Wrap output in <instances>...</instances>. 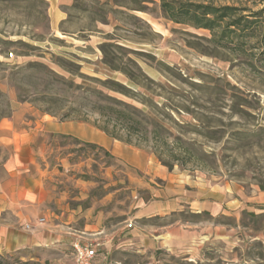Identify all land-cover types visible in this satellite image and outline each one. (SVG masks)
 <instances>
[{
  "label": "rangeland",
  "instance_id": "obj_1",
  "mask_svg": "<svg viewBox=\"0 0 264 264\" xmlns=\"http://www.w3.org/2000/svg\"><path fill=\"white\" fill-rule=\"evenodd\" d=\"M208 1L245 8L255 37L215 44L163 17L160 0H71L57 26L36 0H0V122L83 123L111 142L37 131L46 205L69 238L0 264H73L75 242L96 247L92 264H264V0ZM19 39L30 46L3 41ZM99 90L154 110L195 156L170 146L168 169L147 146L110 137L95 125ZM7 154L0 143V173Z\"/></svg>",
  "mask_w": 264,
  "mask_h": 264
},
{
  "label": "crops",
  "instance_id": "obj_2",
  "mask_svg": "<svg viewBox=\"0 0 264 264\" xmlns=\"http://www.w3.org/2000/svg\"><path fill=\"white\" fill-rule=\"evenodd\" d=\"M46 1L49 4L50 23L57 26L66 18L65 7L71 0ZM41 120L43 124L29 129H17L12 122H0V143L8 148L0 173V254L69 238L59 229L68 223L57 218L58 215L46 205L50 192L46 181L48 171L39 166L35 157L37 144L34 137L37 131L73 135L103 146L111 143L100 130L83 123L57 122L47 118ZM55 218L59 221L55 222ZM40 219L43 220L40 222Z\"/></svg>",
  "mask_w": 264,
  "mask_h": 264
},
{
  "label": "trees",
  "instance_id": "obj_3",
  "mask_svg": "<svg viewBox=\"0 0 264 264\" xmlns=\"http://www.w3.org/2000/svg\"><path fill=\"white\" fill-rule=\"evenodd\" d=\"M36 1L44 5L47 17L48 2L46 0ZM25 7L30 6L25 5ZM160 8L162 16L168 20L196 29L209 30L211 32L209 41L215 44L223 43L222 41H233L238 46L245 37H255L254 31L258 28L254 25L257 19L249 17L252 14H243L241 11L245 8L233 4L216 5L208 0H160ZM3 41L30 46L20 39ZM104 46L102 45V61L110 68L120 70L117 65L113 64L114 58L108 55ZM121 71L132 80L127 71ZM101 84L109 90L124 95L129 93V88L114 80H103ZM98 99L92 106L99 116L95 125L110 137L137 147L147 146L168 169H172L173 164L165 157L172 159L176 156L170 146L181 149L189 158L193 155L192 149L180 137L172 135L170 129L157 117L154 110L146 111L114 96L103 94L100 90ZM64 116L67 117L68 114ZM170 140L173 141L170 143Z\"/></svg>",
  "mask_w": 264,
  "mask_h": 264
},
{
  "label": "built area",
  "instance_id": "obj_4",
  "mask_svg": "<svg viewBox=\"0 0 264 264\" xmlns=\"http://www.w3.org/2000/svg\"><path fill=\"white\" fill-rule=\"evenodd\" d=\"M43 219H40L41 222ZM28 227V225H26ZM74 259L73 264H92V259L96 255L97 250L93 245H82L77 242L72 244Z\"/></svg>",
  "mask_w": 264,
  "mask_h": 264
}]
</instances>
